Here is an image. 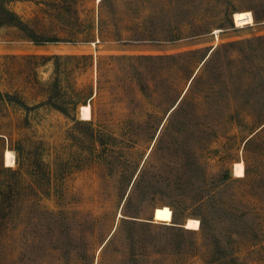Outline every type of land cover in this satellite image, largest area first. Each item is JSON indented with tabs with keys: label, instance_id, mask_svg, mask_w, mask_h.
Returning a JSON list of instances; mask_svg holds the SVG:
<instances>
[{
	"label": "rangeland",
	"instance_id": "374dc122",
	"mask_svg": "<svg viewBox=\"0 0 264 264\" xmlns=\"http://www.w3.org/2000/svg\"><path fill=\"white\" fill-rule=\"evenodd\" d=\"M1 2L0 264H264V0Z\"/></svg>",
	"mask_w": 264,
	"mask_h": 264
},
{
	"label": "bare ground",
	"instance_id": "6f19581e",
	"mask_svg": "<svg viewBox=\"0 0 264 264\" xmlns=\"http://www.w3.org/2000/svg\"><path fill=\"white\" fill-rule=\"evenodd\" d=\"M234 19L237 26H244L254 22L253 13L249 10L234 12ZM92 118L91 104L82 105V119L89 120ZM4 159L7 166H13L16 163L15 153L11 149H6L4 152ZM235 175L242 177L245 175V164L243 161L235 162ZM154 219L157 222L173 223V210L169 205H160L154 210ZM187 228L199 229L200 220L197 218H189L186 222Z\"/></svg>",
	"mask_w": 264,
	"mask_h": 264
},
{
	"label": "trees",
	"instance_id": "16d2710c",
	"mask_svg": "<svg viewBox=\"0 0 264 264\" xmlns=\"http://www.w3.org/2000/svg\"><path fill=\"white\" fill-rule=\"evenodd\" d=\"M0 12H2L5 16V18L0 19V26L4 25L6 23L18 24L21 21L19 15L16 12L9 9L7 6H5V4H3V2H1V0H0ZM62 57L63 56H60V55H53L52 56V58H55L57 60L62 58ZM9 96H10L9 94H4L0 90V100L1 101H5L6 97H9ZM57 108L60 109L67 116H70L69 110L66 109L65 107H62L59 105V106H57ZM4 168L11 169L10 166H6ZM173 216H174V213H173Z\"/></svg>",
	"mask_w": 264,
	"mask_h": 264
}]
</instances>
